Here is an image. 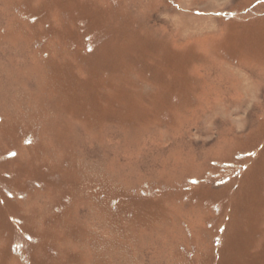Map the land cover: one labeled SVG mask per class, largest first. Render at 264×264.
I'll use <instances>...</instances> for the list:
<instances>
[{
  "label": "rangeland",
  "instance_id": "obj_1",
  "mask_svg": "<svg viewBox=\"0 0 264 264\" xmlns=\"http://www.w3.org/2000/svg\"><path fill=\"white\" fill-rule=\"evenodd\" d=\"M0 264H264V0H0Z\"/></svg>",
  "mask_w": 264,
  "mask_h": 264
},
{
  "label": "snow or ice",
  "instance_id": "obj_2",
  "mask_svg": "<svg viewBox=\"0 0 264 264\" xmlns=\"http://www.w3.org/2000/svg\"><path fill=\"white\" fill-rule=\"evenodd\" d=\"M13 155H15V154L13 153Z\"/></svg>",
  "mask_w": 264,
  "mask_h": 264
}]
</instances>
